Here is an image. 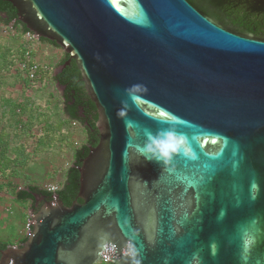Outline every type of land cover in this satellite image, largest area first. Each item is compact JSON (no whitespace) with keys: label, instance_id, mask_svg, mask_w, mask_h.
Wrapping results in <instances>:
<instances>
[{"label":"water","instance_id":"water-1","mask_svg":"<svg viewBox=\"0 0 264 264\" xmlns=\"http://www.w3.org/2000/svg\"><path fill=\"white\" fill-rule=\"evenodd\" d=\"M6 1L68 56L53 77L74 62L98 142L69 207L20 189L29 228L0 264H264V37L202 0ZM163 131L167 165L144 153Z\"/></svg>","mask_w":264,"mask_h":264},{"label":"crops","instance_id":"crops-1","mask_svg":"<svg viewBox=\"0 0 264 264\" xmlns=\"http://www.w3.org/2000/svg\"><path fill=\"white\" fill-rule=\"evenodd\" d=\"M8 35L12 37L11 41H18L17 49L20 51L23 48L20 34ZM1 41L3 51L12 47L7 46L8 40ZM59 49L40 41L38 49L31 56L40 64L58 63L62 58ZM16 71L19 70L14 65L9 74L15 77ZM44 76L42 73L33 84L24 76L21 85L14 86V89L19 88L20 93H25L19 105L14 103L15 111L2 110L1 107L12 103V99L18 100L19 96L12 98L6 96V91L0 92V244L17 246L23 240L19 232L27 223L30 202H21L17 207L21 214H25L20 222L13 216L7 220L5 214L8 206L16 202L15 193L20 188L37 187L44 182L60 187L67 169L73 163L75 151L86 142L84 129L73 126L65 116L61 95L58 97L50 90L49 87L52 85L56 88V84ZM1 81L0 78V90L11 91V86H5ZM57 138L59 144L54 145ZM7 225L16 228L18 238L13 243L7 238Z\"/></svg>","mask_w":264,"mask_h":264},{"label":"trees","instance_id":"trees-1","mask_svg":"<svg viewBox=\"0 0 264 264\" xmlns=\"http://www.w3.org/2000/svg\"><path fill=\"white\" fill-rule=\"evenodd\" d=\"M2 15H5V18H3ZM15 21L16 11L6 0H0V23L8 26ZM12 29L15 30V35L20 34V36L21 33L27 31L25 30L24 26L18 22L13 24ZM40 41L48 43L59 49V47L54 43L48 42L46 40ZM23 50L24 48H22L17 53L11 52L9 56L11 62L9 63H12V66L15 65L16 61H21ZM5 52L6 55L9 54V50H6ZM67 59L68 56L64 54L63 58H61L54 69L58 66H61L65 61H67ZM10 69L8 68L7 71H10ZM2 75L3 73L0 72V77ZM51 79L57 85L59 90L63 89L61 90L60 95L65 116L71 123L81 126L86 134L85 144L75 151L73 163L66 171L64 183L55 193L58 195L59 200L64 204V206L69 207L74 201L78 190L77 167L79 166L80 161L87 155V146H95L98 142V132L95 128L97 115L93 103L88 98L84 90L80 74L74 62L71 61L70 64L61 71V73L57 74L55 77L51 76ZM27 188H29V190L32 192L45 195L46 197H51L50 194L38 190L37 187ZM14 200L23 203L31 202L30 196L22 190H19L15 193ZM23 242H25V239H23L20 244ZM6 246V244H0V249H4Z\"/></svg>","mask_w":264,"mask_h":264},{"label":"flooded vegetation","instance_id":"flooded-vegetation-1","mask_svg":"<svg viewBox=\"0 0 264 264\" xmlns=\"http://www.w3.org/2000/svg\"><path fill=\"white\" fill-rule=\"evenodd\" d=\"M215 6L207 15L231 30L264 37V0H202ZM5 18V15H2ZM17 23V19L12 24ZM33 204V203H32Z\"/></svg>","mask_w":264,"mask_h":264},{"label":"rangeland","instance_id":"rangeland-1","mask_svg":"<svg viewBox=\"0 0 264 264\" xmlns=\"http://www.w3.org/2000/svg\"><path fill=\"white\" fill-rule=\"evenodd\" d=\"M8 28V26H6V25H3V24H1L0 23V72H2L3 73V75L0 77L1 78V82L5 85V86H11V91H8V90H6V89H1L0 90V92L2 91V92H4V91H6V93H8V95H6V96H10V97H12V98H14V96L15 95H18L19 96V98H18V100H16V101H13L14 99H12V103H8L7 105H3L1 108H2V110H13V111H15V109H16V106H15V104L14 103H16V105L18 104V103H20L21 101H20V98H23L24 96L22 95V94H25L24 92H22V93H20V91H19V88H16V89H14V86H16V85H18V84H20L21 85V82H22V80H25L24 79V72H22V71H16V75H15V77H13V76H11L10 74H9V71H7L8 70V68L10 69L11 67H12V63L10 64L9 62H11L10 61V58H9V56H10V54H11V52L12 53H17L19 50L17 49V45H19V43H18V41L17 40H15V41H11L12 40V37H10L9 35H8V33L6 32L7 29ZM8 40L7 41V43H8V45L7 46H12L11 48H9V49H7V50H9V54L8 55H6V52L5 51H3L1 48H2V46H4V45H2V41L1 40ZM59 50H61V49H59ZM62 51V50H61ZM63 55H64V52L62 51V58H63ZM57 62H51V63H48V64H44V65H46L49 69H51V71L54 69V67L57 65L56 64ZM51 76H52V74L51 73H46L45 74V76L44 77H46V79L47 80H51ZM21 81V82H20ZM5 88V87H4ZM50 88V90L52 91V92H54V94L56 95V96H58L59 97V94H60V90L58 89V88H54L52 85L49 87ZM14 89V90H13ZM10 105H13V106H15V108H13V107H10ZM19 105V104H18ZM0 108V109H1ZM58 139L59 138H57V140H54V142H53V144L55 145V144H59L58 143ZM53 141V140H52ZM20 204H21V202H13L12 203V206H8V208H7V212H5V214L7 215V220L8 219H10V217H15V219H17L19 222L22 220V219H24L25 218V214L23 215V214H21L20 212H19V210H18V208L17 207H19L20 206ZM24 207H25V205H23ZM12 217V218H13ZM24 221V220H23ZM8 226V225H7ZM16 228H15V226L13 225H9L7 228H6V234H7V238L9 239V241H10V243H13V240H15V239H17L18 237H17V234H16ZM4 233V232H3Z\"/></svg>","mask_w":264,"mask_h":264},{"label":"built area","instance_id":"built-area-1","mask_svg":"<svg viewBox=\"0 0 264 264\" xmlns=\"http://www.w3.org/2000/svg\"><path fill=\"white\" fill-rule=\"evenodd\" d=\"M6 30L8 33L15 35V30L9 27ZM21 37L23 41L22 43H23L24 51L22 54L21 61L15 62V67L19 71L24 72L25 79L30 84H33L35 81H37V79L40 78V75L42 73L52 74L54 69L51 71V69H49L46 65L40 64L35 59H33L31 56V54H33V51L38 49L40 40L34 39L32 36V33H28V32L21 33ZM72 125L75 126L76 124L72 123ZM37 188L46 193H56L59 190V186L57 184L50 183V182H44L38 185ZM28 228H29V225H28V220H27V223L25 224L23 230L19 232L21 239L26 238ZM99 264H111V262L102 260V262Z\"/></svg>","mask_w":264,"mask_h":264},{"label":"clouds","instance_id":"clouds-1","mask_svg":"<svg viewBox=\"0 0 264 264\" xmlns=\"http://www.w3.org/2000/svg\"><path fill=\"white\" fill-rule=\"evenodd\" d=\"M179 149V138L172 131H163L156 136L149 135L144 145V153L149 159L169 164ZM150 154V155H148Z\"/></svg>","mask_w":264,"mask_h":264}]
</instances>
